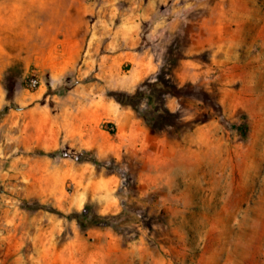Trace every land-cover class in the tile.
Listing matches in <instances>:
<instances>
[{
  "label": "clouds",
  "instance_id": "obj_1",
  "mask_svg": "<svg viewBox=\"0 0 264 264\" xmlns=\"http://www.w3.org/2000/svg\"><path fill=\"white\" fill-rule=\"evenodd\" d=\"M115 2L102 7H114ZM40 3L49 11L51 35L74 36L72 26L76 25L79 43L69 52L47 41L12 45L7 35H0V131L8 126L5 138L0 140V184L6 181L5 191L11 193H0L6 205L5 227L0 229V264L45 262L44 245L50 247L49 240L39 230L29 235L28 228L30 213L34 220L52 206L47 199L53 191L47 165L68 173L66 178L81 189L91 190L104 178L112 182L114 204L109 212L77 209L85 224L98 222L106 230L99 245L95 240L92 244L83 241L88 253L81 256L80 264H92L93 260L96 264H144L145 258L151 256L149 245L153 249L162 247L158 236L170 243L163 231L165 218L158 209H163L165 202L170 206L180 203L168 187V180L161 179L155 167L158 155L179 162L196 176L199 184L195 196L199 212L189 217L184 242L187 251L183 260L175 258L177 264H255L257 260L264 264V135L255 141L249 135L254 121L264 128V64L254 74V86H242L234 93L235 102L225 106L223 100H216L212 90L221 75L231 70L227 63L231 43L214 42L215 25L237 24L246 15L258 22L264 18L260 15L264 0H149L147 6H142L140 0L136 5L140 12L137 19L146 22L147 27L138 31L136 38L143 37L141 50L151 69L133 91L112 87L107 60L94 49H87L91 29L83 21L81 0ZM161 5L164 12L160 11ZM202 32L206 35L202 36ZM205 44L212 50L206 53L210 63H193L204 59L201 54L205 53ZM5 47L13 53L11 56ZM253 51L247 43L240 45L236 61L241 67L262 59ZM220 53L224 55L217 58ZM180 63L196 70L191 75L179 74L176 68ZM181 75L183 79H179ZM57 76L63 78L61 87L52 84ZM101 98L122 109L124 125L140 129L134 141H128L122 128L104 119L102 108L97 107ZM41 99L50 112L56 113L54 128L63 131L75 122L79 131L67 139L59 135L53 139L43 131H33L26 118L34 109L28 104ZM48 101L54 103L49 106ZM18 104L19 111L15 110ZM85 112L88 118L82 119ZM97 115L109 135L97 131ZM209 126L220 133L215 142L205 138ZM245 143L252 146L247 179L242 178L236 187L217 191L209 200L211 193L206 188L212 172L206 157L214 154L223 165L231 154L239 164L248 151ZM9 158L11 164L5 171L3 165ZM225 171H231L230 163L224 171L216 169L219 176H224ZM184 187V178L176 176V191ZM237 209H245L247 216ZM204 211L222 214V223L202 226L200 216ZM17 229H22L19 235ZM71 239L79 241L82 237L77 233ZM27 241L40 251L38 257L20 255Z\"/></svg>",
  "mask_w": 264,
  "mask_h": 264
},
{
  "label": "rangeland",
  "instance_id": "obj_2",
  "mask_svg": "<svg viewBox=\"0 0 264 264\" xmlns=\"http://www.w3.org/2000/svg\"><path fill=\"white\" fill-rule=\"evenodd\" d=\"M93 0H81L82 16L83 21L85 20L84 13H86L89 5L88 3ZM126 4V3H124ZM249 8L252 6L249 4ZM163 8H165L163 6ZM261 17H264V5H261ZM96 16L90 18L87 16V26L90 29L96 19ZM106 24L107 30L104 33L103 40L109 42L112 39L111 30H115L121 26L120 17H111ZM89 24V25H88ZM146 27L147 23L145 22ZM78 26H72V34L65 35H51V23L48 9L40 3V0H0V35H7L12 45H19L24 42L32 43H43L47 41L50 45H56L59 47H66L69 52L73 51L72 39L75 36H79V32L75 33L74 30ZM216 34L213 36L214 42L224 43L228 41L231 43V47L227 49V54L230 57L228 65L230 72L221 75L220 80L216 82L215 88L212 90L215 92L216 100H223L224 105L227 106L230 102H235L234 93H238L242 86L247 85L254 86L255 73H258L262 64H264V18L259 19L258 22L249 18V16L242 17L237 24L228 25H215ZM92 30L89 32L88 40L97 39V36H91ZM201 35H206L201 33ZM247 43L251 49H254L253 55L259 53L262 57L261 64L259 61L254 62L252 65L241 67L238 61H236L237 54L240 52V45ZM205 53L201 55L204 57L201 64H208L210 61L207 59L206 53L212 51L207 49V45H204ZM227 47V45H226ZM105 49L102 51L104 52ZM5 52L11 56L13 53L9 47H5ZM224 53H220L217 58H221ZM94 56V61H95ZM233 61H236L233 63ZM132 64H122L117 59L109 58L107 60V71L110 73V84L114 88H119L126 91H133L139 81L134 80L131 73ZM251 73V76L249 75ZM231 81V82H228ZM53 86L61 87L63 85L62 77H55L52 81ZM83 95V93H81ZM206 101H210L209 97H205ZM50 106L54 101H48ZM170 103V101H169ZM38 105V106H37ZM29 108H33L32 114L27 117L32 124V130L36 132L43 131L45 135L49 137H55L59 135L62 138L67 139L70 135H74L79 129L73 122L72 127H66L63 131L59 128L52 126V121L56 116L55 112H50L49 107H46L45 100L33 101L28 104ZM98 108H102L103 116L106 121L111 122L118 128H122L124 133H127L126 139L128 141H134L135 136L140 132V129L133 124L124 125L125 113L122 109L111 102H105L103 98L97 103ZM15 110H21V105H16ZM213 111L215 109L213 108ZM7 114L8 109H4ZM88 113L82 114V119H87ZM211 123V122H210ZM101 121L99 116H96V127L97 131L101 135L106 134L104 128L100 126ZM250 137L255 141L259 136L264 135V128L261 127L259 121H254L250 125ZM8 131V126H5L3 131H0V140L4 139V132ZM15 130H12L11 134H14ZM82 134V133H81ZM220 135L215 128L208 127L205 138L211 142H215V137ZM163 143V141H161ZM118 147V145H113ZM172 146L170 145L169 148ZM245 148L248 149L242 157L241 163L237 164L235 159L229 155V158L221 164V161L214 154H209L206 157L207 166L212 172V180L209 182L206 191L211 193L208 197L209 200L215 198L217 191H224L226 187L238 186L241 179H247L249 168L248 161L251 158L252 146L245 143ZM153 151H156L153 148ZM171 155V152L167 153ZM231 164V171H225L224 176H219L216 172L218 167L224 171L228 164ZM11 164V158L8 162L3 165L4 170L7 171ZM155 167L160 172L161 179L166 178L168 180V187L172 190L173 195L177 196L180 203L176 206H170L168 203H164L163 209H158L162 217L165 220L163 231L165 239L170 243H165L158 236L156 239L160 242L162 247L157 246L155 249L149 245L151 256L145 258L144 264H168L169 260L172 264H177L176 257L180 260L185 258L186 246L184 242L187 239L186 226L189 223V217L199 209L196 207L195 196L199 189V184L196 182V176L189 172L179 162H172L166 160L164 157L158 155V159L154 162ZM49 169V179L53 188L51 194L47 196V199L51 202V207L48 208L47 213H41L36 216L34 220L29 215L31 220V226L28 228L29 235H35L39 230L44 234V237L49 240L50 247L44 245L47 249L45 253L44 264H80V258L88 253V248L84 245L83 241L86 240L87 244L95 243L99 245L104 236L106 230L99 227V223L85 224L81 217L82 213L78 212L77 209H87L90 212L103 210L109 212V209L113 206L114 201L112 199L113 194L111 193L112 182L106 178L100 179L98 183L91 190L81 189L78 184L73 185L71 179H67L68 173L62 169L57 168L55 165H47ZM166 173V176H165ZM72 175H75V166L72 170ZM182 176L185 180V187L182 191H176V176ZM15 183V181H13ZM5 185L7 182L0 184V193L5 195H11L5 191ZM203 199V197H202ZM6 205L2 198H0V229L5 227L4 225V209ZM59 208H64L65 211H59ZM71 209L70 212L67 210ZM239 214L247 216L245 209H237ZM221 216H216L204 211L200 216L201 225L216 224L219 226L222 223ZM86 219V218H85ZM87 229V231H86ZM22 229H17V234ZM79 233L82 237L81 240H73L71 237ZM151 234V230H150ZM170 244L172 247L170 248ZM169 249V251H165ZM20 255L25 257L27 255L39 256L40 251L32 246L31 241H27L25 248L21 249ZM14 258V257H13ZM92 264H96L93 260ZM255 264H259L257 260Z\"/></svg>",
  "mask_w": 264,
  "mask_h": 264
},
{
  "label": "crops",
  "instance_id": "obj_3",
  "mask_svg": "<svg viewBox=\"0 0 264 264\" xmlns=\"http://www.w3.org/2000/svg\"><path fill=\"white\" fill-rule=\"evenodd\" d=\"M111 3L112 0H93L88 3L89 7L86 13H84V22L87 24L88 15L90 18L93 16L97 17L92 24L91 36L95 35L98 38L88 40L87 49L89 51L94 49L95 52L99 54L100 58L106 60L112 58L117 59L122 64L131 63V73L133 78L140 82L144 74L151 69V63H146L145 52L141 50L143 37H140L139 40L136 38L138 31H142L146 27L144 21L137 19L140 12L136 5L140 3V0H116L114 7H102L104 4ZM148 3L149 0H143L142 6H147ZM160 11H165L163 5L160 6ZM114 16L120 17L121 26L115 30H111L110 34H112V39L109 42H105L102 36H104V33L107 30V21ZM79 31V27L74 30L75 33H78ZM76 37L78 36H75V38L72 39V48L74 50L78 47L79 43ZM113 48L116 50L113 51ZM103 49H105L104 52L102 51ZM153 51H155V48ZM81 54L84 55L85 53ZM193 63L201 64L202 60H196L193 61ZM259 63L261 64V61H259ZM195 70L196 69L187 67L183 63L178 64L176 68L177 73L184 75H191ZM249 75L251 76V73H249ZM179 79H183V75H181Z\"/></svg>",
  "mask_w": 264,
  "mask_h": 264
},
{
  "label": "trees",
  "instance_id": "obj_4",
  "mask_svg": "<svg viewBox=\"0 0 264 264\" xmlns=\"http://www.w3.org/2000/svg\"><path fill=\"white\" fill-rule=\"evenodd\" d=\"M98 223V222H97ZM97 223H95V224H97Z\"/></svg>",
  "mask_w": 264,
  "mask_h": 264
}]
</instances>
